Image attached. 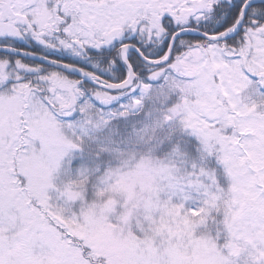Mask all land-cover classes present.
I'll return each instance as SVG.
<instances>
[{"label": "snow or ice", "instance_id": "6c2138e0", "mask_svg": "<svg viewBox=\"0 0 264 264\" xmlns=\"http://www.w3.org/2000/svg\"><path fill=\"white\" fill-rule=\"evenodd\" d=\"M0 264H264V0H0Z\"/></svg>", "mask_w": 264, "mask_h": 264}]
</instances>
